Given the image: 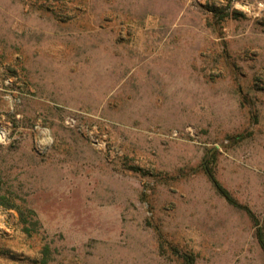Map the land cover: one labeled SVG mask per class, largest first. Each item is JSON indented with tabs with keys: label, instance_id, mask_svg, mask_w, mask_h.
<instances>
[{
	"label": "rangeland",
	"instance_id": "obj_1",
	"mask_svg": "<svg viewBox=\"0 0 264 264\" xmlns=\"http://www.w3.org/2000/svg\"><path fill=\"white\" fill-rule=\"evenodd\" d=\"M0 201V264H264V0H0Z\"/></svg>",
	"mask_w": 264,
	"mask_h": 264
},
{
	"label": "trees",
	"instance_id": "obj_2",
	"mask_svg": "<svg viewBox=\"0 0 264 264\" xmlns=\"http://www.w3.org/2000/svg\"><path fill=\"white\" fill-rule=\"evenodd\" d=\"M212 13H213V17H217V22L224 20L225 17H227L230 14L229 10H221V9H211ZM210 157H213L212 153H209L205 156V160L203 163H201V169L203 171V173L206 175L207 179L209 180L211 186L213 187V189L215 190V192L221 196L226 203H228L229 205L239 208L241 210H243L246 215L251 219V221H253L254 224H257V221L255 219V216L252 212V210L247 206L244 205L242 203H240L231 193L230 191L225 188L220 181L216 178L214 171H213V167H212V159H210ZM0 204L6 206V204L3 201H0ZM8 206H13L15 207V209L18 212V216H19V222L22 224L21 230L24 231L26 234L30 235L32 232H34V227H31L32 225L34 226V224H36L37 220L34 219V213L32 210L30 209H22L21 207H18L15 204H8ZM255 236L258 240L259 245L261 246L263 252H264V233L262 232L260 226L256 227L255 230ZM47 251V247L45 246L43 248V252ZM188 261V260H187ZM193 259L190 258L189 259V263L188 264H192Z\"/></svg>",
	"mask_w": 264,
	"mask_h": 264
}]
</instances>
